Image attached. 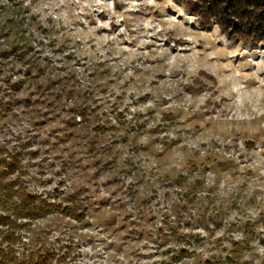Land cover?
I'll list each match as a JSON object with an SVG mask.
<instances>
[{
	"label": "rangeland",
	"instance_id": "1",
	"mask_svg": "<svg viewBox=\"0 0 264 264\" xmlns=\"http://www.w3.org/2000/svg\"><path fill=\"white\" fill-rule=\"evenodd\" d=\"M18 12L63 80L47 97L5 58ZM0 147L32 194L84 214L20 230L50 264H264V43L178 0H0Z\"/></svg>",
	"mask_w": 264,
	"mask_h": 264
},
{
	"label": "trees",
	"instance_id": "2",
	"mask_svg": "<svg viewBox=\"0 0 264 264\" xmlns=\"http://www.w3.org/2000/svg\"><path fill=\"white\" fill-rule=\"evenodd\" d=\"M196 17L201 28L216 25L228 41L244 44L264 43V0H178ZM8 18L4 35H13L14 44L5 52V58L11 57L8 64L13 70H20L27 77V83L36 91L48 96L51 87L63 81L55 75L49 64L31 54L34 41L38 38L23 13H12ZM43 33L46 30L41 28ZM72 73L69 72L68 75ZM209 80L214 78L202 72ZM67 75V76H68ZM22 80L10 84V88L19 90ZM28 84V85H29ZM63 87L66 83H62ZM187 90L191 88L186 87ZM34 92V91H33ZM63 92V88L61 90ZM38 93V92H36ZM66 98H72L71 89L65 91ZM61 98V97H60ZM24 102L29 104V98ZM83 109L80 114H83ZM21 152H7L0 147V264H50L54 253L40 246L36 252L25 250L20 230H30L32 223L52 213H59L83 220V212L61 202H49L32 194L24 183ZM172 227V221L169 222ZM173 228V227H172ZM165 238V236H162ZM20 247V248H19ZM19 248V249H17ZM190 252L181 248L172 256L173 262H179Z\"/></svg>",
	"mask_w": 264,
	"mask_h": 264
}]
</instances>
